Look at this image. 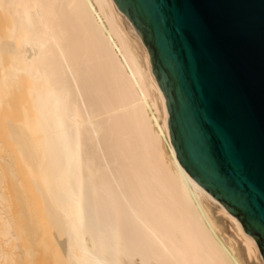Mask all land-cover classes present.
<instances>
[{"label":"bare ground","instance_id":"bare-ground-1","mask_svg":"<svg viewBox=\"0 0 264 264\" xmlns=\"http://www.w3.org/2000/svg\"><path fill=\"white\" fill-rule=\"evenodd\" d=\"M169 118L114 0H0V264H264Z\"/></svg>","mask_w":264,"mask_h":264},{"label":"water","instance_id":"water-1","mask_svg":"<svg viewBox=\"0 0 264 264\" xmlns=\"http://www.w3.org/2000/svg\"><path fill=\"white\" fill-rule=\"evenodd\" d=\"M146 44L177 158L264 258V0H114Z\"/></svg>","mask_w":264,"mask_h":264},{"label":"rangeland","instance_id":"rangeland-1","mask_svg":"<svg viewBox=\"0 0 264 264\" xmlns=\"http://www.w3.org/2000/svg\"><path fill=\"white\" fill-rule=\"evenodd\" d=\"M217 215H218V214H217ZM25 236H26V235H25ZM37 247H38V246H35L34 248L38 249ZM258 247H259V246H258ZM36 249H35L34 256H35V254H36V255L38 254L39 262L41 261V263L43 264V262H42V261L44 260V259H43V258H44V257H43V254H42V252H39V249H38V250H36ZM259 250H260V249H259ZM37 251H38V252H37ZM260 253H261V251H260ZM40 254H41V255H40ZM39 255L41 256V259H40V256H39ZM261 255H262V253H261ZM36 257H37V256H36ZM36 257H35V259H36V261H37L38 258H36ZM262 258H263V255H262ZM32 259H33V258H32ZM32 259H31V260H32ZM35 259H33V261H35ZM263 259H264V258H263ZM37 262H38V261H37ZM41 263H38V264H41ZM33 264H34V263H33Z\"/></svg>","mask_w":264,"mask_h":264}]
</instances>
